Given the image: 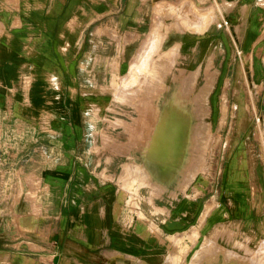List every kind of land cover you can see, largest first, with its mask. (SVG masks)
Listing matches in <instances>:
<instances>
[{"label":"crops","instance_id":"1","mask_svg":"<svg viewBox=\"0 0 264 264\" xmlns=\"http://www.w3.org/2000/svg\"><path fill=\"white\" fill-rule=\"evenodd\" d=\"M210 57L219 73L204 102L199 76L181 98L188 129L203 105L221 133L201 173L193 139L165 161L146 138L153 112ZM234 64L263 100L264 0H0V264L183 259L210 228L216 181L242 174L228 168L234 119L264 116L241 107L249 90ZM136 99L163 106L136 112Z\"/></svg>","mask_w":264,"mask_h":264},{"label":"rangeland","instance_id":"2","mask_svg":"<svg viewBox=\"0 0 264 264\" xmlns=\"http://www.w3.org/2000/svg\"><path fill=\"white\" fill-rule=\"evenodd\" d=\"M213 21L214 16L209 17L203 28ZM174 56V53L170 51L164 55V59L171 62ZM208 62L211 65V57L205 64L203 63L200 69H196L197 74L195 73L196 71L194 72L195 74L190 72L188 76L182 79L181 82L184 83V87L189 86L193 77L197 79L198 76V82L204 81L205 83L210 77V80L214 82L213 78L218 75L219 69L210 67ZM175 71L177 69L170 68L169 74L173 75ZM230 73L233 75V81L236 79L240 81L239 83L241 84L237 85L244 88L248 87L247 90H249L248 94H246L247 100L242 99L240 101L241 107H248L249 112L253 108L264 110V99L261 100L259 94L254 95V91H251L252 88L250 89L251 85L245 82L246 80H251L250 70L245 68L242 71L243 74L240 75L239 67L234 64L232 68L228 67V74ZM155 88L162 90L165 85L154 86L152 91H155ZM178 95L179 97L175 94L172 99L168 100L165 109L173 110L181 106L183 108L186 102L181 99L180 93ZM256 96L259 98H256ZM133 102L136 112L140 111L138 109L139 105L145 103L148 104V108L154 105L157 111L163 106V100L144 101V99H136ZM199 103L202 102L199 101ZM177 111H179V108ZM199 112L201 114V111ZM152 116L141 117V119L147 117L148 121L152 117L151 129L148 131L146 138L148 142H151L147 150L149 155L152 154L151 152L154 149L152 145L156 144L153 142L152 135L158 132V128L162 126L159 124L163 123L164 120V116L157 112H153ZM257 117L260 118V122H256ZM138 119L137 115L131 118L132 121H137ZM196 120V125L199 122L205 126L208 125V131H205L208 136L205 134L207 139L204 138L206 139L204 142L206 141L208 145H206L207 147L204 145L205 149L200 150L201 153L197 152L199 149L196 148V156L200 155L201 159L196 157L193 159V162L196 163V172L205 173L212 157L214 144L218 137L221 136V133H216L214 125L210 129V123H208L210 120L204 119V115L197 116ZM234 120V130L229 134V140L234 144V150L230 156L228 168L240 163L243 169L242 174L235 172L237 170L234 171L235 173L227 171L223 181L220 179L216 181L218 188L215 200L211 199V205L215 204L216 208L212 211L213 217H211L210 228L199 235L197 242L192 239L191 244L189 242L184 244L183 249H180L183 252H181L183 259L177 260L178 263L176 264H264V128L256 125L264 123V116L261 118L260 115L249 114L237 116ZM204 142L202 141V143ZM163 144L159 143L158 146L161 147L160 145L163 146ZM159 150L162 149L159 148ZM220 184H222L221 189L219 188ZM208 237L213 240V243L202 254L203 249L201 248H203ZM199 252H201L200 256ZM177 257L179 258L180 256L178 255Z\"/></svg>","mask_w":264,"mask_h":264},{"label":"bare ground","instance_id":"3","mask_svg":"<svg viewBox=\"0 0 264 264\" xmlns=\"http://www.w3.org/2000/svg\"><path fill=\"white\" fill-rule=\"evenodd\" d=\"M208 65H210V62H208ZM153 68H156V67H153ZM195 73L197 74V71ZM195 73H193V74H195ZM150 74H148V75H150ZM210 79H211V77H210ZM210 79L205 81L204 85L201 88H199L200 90L198 89L199 92L195 96L196 97V99H195L196 103L199 102V101L204 102V99H205L207 93L209 92V90H210V88H211V86L213 84V81H211ZM178 80H180V79H178ZM180 84L181 85H179V88L177 87L176 89H174V91H175V94L177 95V97H179L178 93H180V97H184L185 96L184 93L189 90V87H191L192 84L190 83V85L189 86H186V87H184V83L183 82H181ZM196 91H197V89H196ZM193 98H194V95H193ZM178 108H179V111H177ZM178 108L177 109H173V110L172 109H166L165 110L164 115H163L164 116V120L162 119L163 120V123L161 122V124H159V125H162V126H160V128H158L159 130H158V132L156 131L157 133H155V134L152 135L153 142L156 143L155 145H152V147L154 146V149L151 152L152 154H150L152 157H156V155H161V156L163 155V157L165 158V161L166 160L172 161V159H176V158L178 159V152H179V150H178V148L176 146L181 145V144H186L187 141H188V139H193L195 141L194 144H196V148L199 149V150H197L194 147L195 145L192 144V146H193V149L192 150L193 151H194V148H195L197 150V152L198 151L200 152V150L205 149V147H207L206 145H208V143L206 144V141L204 142V140L207 139L206 138V135L208 136V134L205 132V131H208L207 130L208 129V125L205 126L204 124H202L201 122H199V124L195 126L196 127V131L192 132L190 129H188V127H189L188 117L184 116V113H185L184 112V107L182 108V106H181V107H178ZM199 109L201 111V114L200 115H204L205 116L206 115V112H208V109L207 108L204 109V108H202V106ZM193 113H194V111H193ZM196 116L197 115H195V117ZM196 123H197V121H196ZM195 127H193V129ZM204 138H206V139H204ZM202 141L204 143H202ZM211 142H212V140H211ZM159 143L160 144L161 143L162 144L164 143V144H163V146L160 145L161 147H159L158 146ZM204 145H205V147H204ZM159 148L162 149V150H159L158 151ZM192 156H194V154ZM195 157L201 159V156L200 155L199 156H195ZM168 165H170V164H168ZM212 243H213V240L208 237L206 239V243L203 245V248H201V249H203L202 250V254L208 249V247ZM200 253L201 252H199V256L201 255Z\"/></svg>","mask_w":264,"mask_h":264},{"label":"built area","instance_id":"4","mask_svg":"<svg viewBox=\"0 0 264 264\" xmlns=\"http://www.w3.org/2000/svg\"><path fill=\"white\" fill-rule=\"evenodd\" d=\"M224 23L226 24V22H224ZM259 120H260V118L257 117V118H256V122H260ZM49 264H53V263H49Z\"/></svg>","mask_w":264,"mask_h":264}]
</instances>
